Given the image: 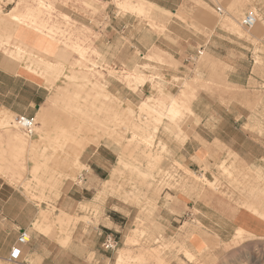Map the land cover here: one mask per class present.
<instances>
[{"label":"rangeland","instance_id":"374dc122","mask_svg":"<svg viewBox=\"0 0 264 264\" xmlns=\"http://www.w3.org/2000/svg\"><path fill=\"white\" fill-rule=\"evenodd\" d=\"M117 1L0 0V69L43 84L29 116L0 109V198L34 217L17 264H264V0Z\"/></svg>","mask_w":264,"mask_h":264},{"label":"crops","instance_id":"0c3cea01","mask_svg":"<svg viewBox=\"0 0 264 264\" xmlns=\"http://www.w3.org/2000/svg\"><path fill=\"white\" fill-rule=\"evenodd\" d=\"M146 5H152L153 7H159L156 3L151 2L149 0H141ZM154 4V5H153ZM162 12H169L166 8H161ZM182 11L180 6L170 11L171 15H178ZM12 37L23 43L26 47L34 50L37 53H42L43 55L50 56L57 52L56 46L47 43L46 39H44L40 34H34L28 29H23L22 27L15 28ZM178 42V41H177ZM30 66V65H29ZM0 74L2 78H4L8 85L12 84L13 88L4 89L0 92V95L3 96L2 102L0 104V109H3L6 112L13 113L15 115H27L29 116L35 108L40 107L41 103V90L43 88L42 79L38 75H34L27 68L17 67L16 69H12L11 71H5L0 69ZM13 91V92H12ZM9 95L14 97L12 101L15 103L17 100L21 102L23 106L21 109H16L12 104H7L11 102V98ZM192 140H195L194 137L191 139L188 138L183 148H188V161L189 163L193 162H203L208 157V147L204 146H192ZM207 145H210V142H205ZM100 147L89 148L86 149V155L89 163H94V159L97 160L100 158V161L104 162L102 153L100 151ZM89 165V164H88ZM3 184L0 185V191ZM27 203L23 202L20 207H18L17 212L14 214L13 206L10 203L8 198H0V260H5L12 264H17L18 260L24 255V253L30 249V246L27 244L17 245V238L19 237L22 231L26 232L28 227L33 224L34 217H29L25 215ZM247 232L246 234L252 237H255L256 234L260 233L263 229V225L260 227L255 226L253 222H246ZM13 247H17L19 249V256L16 261H10L11 250ZM32 255L31 258L35 262V264H53L54 261L51 259L48 260V257H44L42 254L37 252L34 249H31ZM55 264V263H54Z\"/></svg>","mask_w":264,"mask_h":264},{"label":"built area","instance_id":"2783aa9c","mask_svg":"<svg viewBox=\"0 0 264 264\" xmlns=\"http://www.w3.org/2000/svg\"><path fill=\"white\" fill-rule=\"evenodd\" d=\"M241 24L244 28L251 29L256 24V16L252 12H248L242 18ZM17 124L24 132V134L28 137H31L34 133V123L33 119L27 117H19L17 119ZM28 237L27 233L22 231L17 238V245H24L28 242L26 239ZM19 249L17 247H13L11 250L10 261H16L19 256Z\"/></svg>","mask_w":264,"mask_h":264},{"label":"bare ground","instance_id":"6f19581e","mask_svg":"<svg viewBox=\"0 0 264 264\" xmlns=\"http://www.w3.org/2000/svg\"><path fill=\"white\" fill-rule=\"evenodd\" d=\"M136 3V4H135ZM116 4H117V6H119V7H126V8H128L129 6H134L137 10H139V11H142L143 10V6H144V2L143 1H141V0H118L117 2H116ZM12 10V9H11ZM10 10V11H11ZM256 23H257V19H256ZM257 27V26H256ZM144 102V101H143ZM186 127V126H185ZM126 129V128H125ZM178 129V128H177ZM180 131V130H179ZM18 138L16 137L15 138V140H17ZM23 144V146L25 147H27V145H25V143L23 142L22 143ZM238 235L239 234H242V231L241 230H238ZM188 253V252H187ZM120 259V258H119ZM32 263V262H31Z\"/></svg>","mask_w":264,"mask_h":264}]
</instances>
